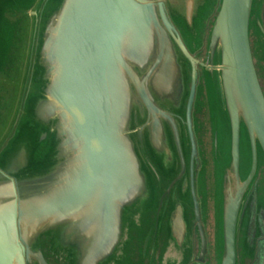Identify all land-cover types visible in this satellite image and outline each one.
<instances>
[{"label":"water","instance_id":"water-1","mask_svg":"<svg viewBox=\"0 0 264 264\" xmlns=\"http://www.w3.org/2000/svg\"><path fill=\"white\" fill-rule=\"evenodd\" d=\"M254 2L0 0V264H264Z\"/></svg>","mask_w":264,"mask_h":264},{"label":"rangeland","instance_id":"rangeland-1","mask_svg":"<svg viewBox=\"0 0 264 264\" xmlns=\"http://www.w3.org/2000/svg\"><path fill=\"white\" fill-rule=\"evenodd\" d=\"M261 2L262 0H255L254 5H253V13H252V21H256L257 17L260 15L261 12ZM215 12V11H214ZM213 15V14H212ZM211 19H213V16L211 17ZM210 19V21H211ZM32 20L30 21H26L25 23H23L24 25V41H23V47H22V62L21 64L23 65L22 68L23 70L26 68L27 62H28V58L30 55V51H31V42H32V37H34V31H35V22ZM252 35H253V45H254V51L256 53V65H257V69L259 72V75L261 74V82L263 84L264 87V70H263V66H264V39L262 38V36L256 31V29H252ZM204 38V43H203V55L206 54V50H207V45H208V37L203 36ZM28 72V71H27ZM27 72H20L19 71H15L16 76L20 77L22 80V85L21 88H19V90H15V91H8V93H10L8 97V101H7V105L6 107L9 105L8 108H4L1 111V115H0V125H1V131H0V144L3 142L4 139V135H7V133L9 132V127L10 124L12 123V125H14L17 121V117L20 115V108L22 107L21 105V101L23 100L24 96H26V94L29 93V88L31 86V80H29L28 82L25 80L27 77ZM13 85V84H11ZM20 87V86H19ZM33 87V85H32ZM15 115V116H14ZM207 115V113L205 114ZM13 116H14V120H13ZM9 118V119H8ZM10 120V124L9 121ZM19 120V119H18ZM6 121V122H5ZM7 130V131H6ZM3 135V136H2ZM207 136V133L205 134ZM247 163V162H246ZM262 176H264V173L261 172V176L260 178H262ZM205 197V195H204ZM212 221L209 224V235H210V241L211 243H213V234H212ZM215 247V246H214ZM128 247L125 249V252H123V256L121 257L122 259L125 257V253L128 252ZM215 250L217 251V248L215 247ZM218 252V251H217ZM210 262L211 264L215 263V260L213 258V252H211L210 255ZM117 264H122L120 261Z\"/></svg>","mask_w":264,"mask_h":264},{"label":"flooded vegetation","instance_id":"flooded-vegetation-1","mask_svg":"<svg viewBox=\"0 0 264 264\" xmlns=\"http://www.w3.org/2000/svg\"><path fill=\"white\" fill-rule=\"evenodd\" d=\"M252 193V192H251ZM193 207H194V204L192 203L191 204V208L193 209ZM138 255H139V253H138ZM136 258V257H135ZM191 259H192V257H190ZM194 259H195V257H193ZM137 259V258H136Z\"/></svg>","mask_w":264,"mask_h":264}]
</instances>
